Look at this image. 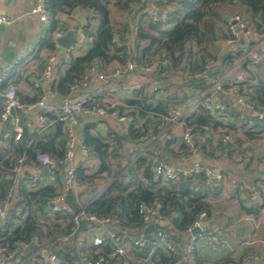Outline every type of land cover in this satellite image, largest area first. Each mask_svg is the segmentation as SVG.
Returning <instances> with one entry per match:
<instances>
[{
	"label": "trees",
	"instance_id": "trees-1",
	"mask_svg": "<svg viewBox=\"0 0 264 264\" xmlns=\"http://www.w3.org/2000/svg\"><path fill=\"white\" fill-rule=\"evenodd\" d=\"M46 4L52 16L51 24L46 35L38 41L32 57H25L26 65L34 60L43 68L46 57L57 49L55 30L66 26V22L60 17L68 16L72 7L86 10L89 18L97 22L95 31L89 32L92 36L91 49L84 55L71 56L69 67L53 84L54 90L63 96L70 95L72 87L80 85L89 67L97 65V60L108 66L111 63L123 65L130 59L139 67L150 64L158 57L167 58L166 66L158 68L156 72L146 73L158 81L157 92L165 88L163 83L173 71L183 67V73L188 80L176 85L180 89L178 92L169 93L162 98H155V94L143 90L131 92L127 102L131 108L129 114L146 118L144 128L149 124H159L162 115L170 108L192 101L196 94L210 87L208 78L201 75L218 58L216 43L231 37L224 29L231 17L242 13L256 34L264 33V0H168L163 4L160 2L170 6L168 17L163 23L148 20V0H46ZM115 13L120 14L122 19L114 17ZM112 38H116V41H112ZM239 54V50L233 55L229 54L224 63L231 64ZM217 73L220 71L214 70L211 77L217 76ZM19 79L20 76L13 77L11 74L0 85V113L3 108L2 93ZM237 87L238 94L264 114V83L260 79L253 83L247 80L238 83ZM227 88V85L222 86V89ZM39 95L37 92L26 100L17 97L22 102L29 103L37 100ZM120 110L123 108L120 107ZM56 123V136L53 135L48 140L37 139L28 143V137H25L27 130L23 127L19 140L10 138L6 144L0 146V205L10 201L12 197L13 178L19 157H24L22 164L35 166L39 165L37 155L41 152L47 153L55 161L63 157L65 138L62 141L56 140L63 122L57 120ZM187 123L195 128L207 124L215 133H230L231 137L234 136L231 133L234 130L233 125H222L213 120L201 106L189 115ZM221 128L224 130H218ZM240 128L246 137L259 138L264 132V117L251 128ZM141 137L130 125L127 133L116 134L113 140L115 143H123L124 140L138 141ZM82 142L98 162L93 172L86 166H76L78 180L88 192L94 193L98 192L100 184L112 181L84 208L77 201L80 199L79 194L69 193L66 201L74 213L82 210L86 214L107 217L109 225L123 236L147 237L156 227H161L169 232L173 240L191 228L201 213L209 216L211 205L206 194H202V187L196 189L195 184L186 180L187 177L174 182L160 178L154 180L149 165L144 167L142 175L139 176L137 169L144 165V158H139L126 170L119 164L114 168V161L119 160L116 148L111 150L110 146L113 144L105 137L89 132V126L82 130ZM224 144L228 145L229 142ZM130 162L131 159L127 161L128 164ZM46 172L44 174H52V180H47V177L40 174L42 179L37 183L29 179L19 183L16 200L7 209V218L0 220V244L3 246L13 248L17 243H29L34 236L39 239L37 245L30 244L27 248H20L11 264H44L42 260L38 261L40 246L55 254L58 264H72L78 256L75 239L67 242L59 239L68 230L65 223L70 215L49 210L51 199L58 194L61 168ZM196 177L200 179L202 186L210 182L204 175L199 174ZM140 205L155 208L156 214L144 220L138 212ZM160 221L167 224H161ZM90 225L91 223L83 220L79 229L85 230ZM132 248L139 250L137 253L142 257L151 252V259L147 264H175L176 259L160 248L149 245ZM108 250L107 246L93 247L88 244L86 247V252L91 256L106 254ZM195 262L210 264L200 261L196 250ZM231 263L230 259H226L213 264Z\"/></svg>",
	"mask_w": 264,
	"mask_h": 264
},
{
	"label": "crops",
	"instance_id": "crops-1",
	"mask_svg": "<svg viewBox=\"0 0 264 264\" xmlns=\"http://www.w3.org/2000/svg\"><path fill=\"white\" fill-rule=\"evenodd\" d=\"M32 6L33 0H0V15H7L12 19L11 23L4 24L5 32L0 42V58L4 51L3 44L7 42L14 44L17 49V54L21 53L23 56L20 63L17 64L18 66L16 65L11 73L13 77L20 76V79L14 86L17 91V96L22 100L32 98L37 94V91L32 87V82L41 73L42 67L34 60L26 65L25 57L27 59L32 57L34 48L37 47L40 38L46 35L48 29L31 12ZM60 18L66 22L65 27L57 28V30H62V36L69 30H73L75 34L76 24L85 25L90 32H94L97 27V22L89 18L86 10L76 9L74 7L70 9L68 16L63 15ZM224 29L230 35L226 26ZM251 32L253 41H264V33L258 35L253 30ZM228 39L225 38L216 43L218 58L209 65L208 72L210 70L213 72L217 69L220 71V73H217L218 75H224L226 77L248 74L247 80H250L252 83L259 79L264 83V61L248 68V63L245 60V51L248 49L246 41H240L242 46L236 48L239 42L228 43ZM56 46L57 49L53 53L54 58L51 64L52 73L50 80L42 87L45 102L50 105H58L66 97L56 92L53 84L69 67L70 57L84 55L92 47L91 43L88 42L79 43L72 51L58 46L57 42ZM238 50L240 54L237 58L233 59L231 64L226 65L224 63L225 58L229 54L233 55ZM15 58L16 56L12 61ZM96 64L103 67L107 74L111 72L114 66L118 65L117 63H111L107 66L100 62V60H97ZM234 70L235 72L232 73ZM26 77H28V80H26ZM185 78L183 72L181 74L179 70L173 71L163 83L165 88L163 90L160 89L157 92L159 95L155 96V98H162L169 93L180 91L176 85L186 82L184 80ZM137 82L147 87L158 84V81L152 75L139 72L138 70L112 77L106 83L101 81L96 73H93L88 74L85 84L81 82L80 85L74 87L70 96L76 97L78 95L96 92L100 96L110 97L120 102L123 100L128 102L131 92H116L114 88L118 85L125 86ZM226 93L228 92L222 91L221 93L214 94V96L216 99H221L228 104L230 114H251L245 106L242 107L236 102V96L234 94L228 93L230 100L225 98L224 94ZM201 94L203 92L196 94V96ZM193 100L184 104V106L186 108L192 107ZM38 111V108L14 111L19 117L22 126L27 130L25 137H28V143L35 142L37 139L48 140L49 137L56 136L57 114L51 113L47 118V123L42 125L37 118ZM190 112H194L193 108ZM132 118V121L120 122L110 116L97 117L81 113L78 115V137L82 142V130L89 126V132L99 134L113 144L110 146L111 150L112 148H116L119 160L114 161V168L119 164L126 170L130 164H133L139 158H144V165L137 169V174L141 176L144 167L149 165L154 180L158 178L152 168L154 162L158 160L166 161L171 166L185 168H188L195 162H202L211 168L213 175L221 173L222 177L219 179L215 176L207 177L210 182H206L203 186L200 185V179L195 174L186 178V180L196 185V189L202 187V194H206L207 200L211 205L209 216H204L206 224L211 226L203 230L211 231L220 239L218 249L211 250L205 245L201 237L197 238L195 250L199 260L210 264L226 259H230L231 264H264V132L261 133L262 136L259 138H248L244 131L239 128V125L232 123L231 125L234 126V130L231 133L234 136L231 137L229 133L230 140L228 141V145L219 142L216 135L210 136L206 132H200L195 137L196 151L191 152L182 141V127L180 124L171 123L165 129L158 128V124H149L144 128L146 118L138 115H134ZM228 122H225V120L219 121L222 125ZM130 125L142 135L141 139L138 141L124 140L123 143L116 142V144L113 140L115 135L127 133ZM218 130L224 129L221 128ZM58 136L56 137L57 141H62L65 138L64 123L61 127V133ZM1 145L3 143H0ZM129 159H131V162L128 164L127 161ZM97 162L96 157L92 153L87 158L80 152L75 151L73 165L86 166L90 172H93L97 167ZM45 172L46 170L41 172L40 165L35 166L23 163L21 165L20 175L43 174L42 177H47V180H52V174L47 172V174H44ZM22 181L24 179L20 180V182ZM20 182H15L13 178L14 191L12 192L10 201L6 203V209L16 200ZM110 182L100 184L99 190L96 193L88 192L84 187L85 189L79 192L80 199L77 200L81 208L87 206L95 196L104 191ZM144 182L147 183L145 179ZM160 223L167 224V222L161 221ZM192 237L193 235L187 231L176 236L174 241L181 254H185L187 245ZM38 250L40 251L38 261L42 260L44 264L50 263L49 256L51 252H48L47 249ZM137 252L139 250L132 247L128 250L130 261L136 262L144 260L145 258L150 261L151 252L146 257H142ZM7 264H11V262ZM110 264L119 263L112 262Z\"/></svg>",
	"mask_w": 264,
	"mask_h": 264
},
{
	"label": "built area",
	"instance_id": "built-area-1",
	"mask_svg": "<svg viewBox=\"0 0 264 264\" xmlns=\"http://www.w3.org/2000/svg\"><path fill=\"white\" fill-rule=\"evenodd\" d=\"M168 0H148L147 18L148 20L156 23H163L168 17L170 9L169 5H162ZM162 2V4H160ZM31 12L37 16L40 22L47 28L51 24L52 16L48 11L46 0H33V6ZM232 20L235 23H232ZM12 22L10 16L0 15V23L9 24ZM228 30L231 37L227 40L228 43H235L240 41H246L248 47L245 51V60L248 63L247 67L250 68L254 64L264 61V41H253L252 32L249 24L236 15L229 19ZM76 41L70 45L69 51L76 48L79 43H91L92 36L89 34V30L83 24H76L75 26ZM62 30L54 32V39L62 36ZM264 36V35H263ZM112 41H116V38H112ZM1 52V49H0ZM22 55L17 54L14 61L7 63L1 68L0 71V85L6 82L15 66L22 60ZM53 54L46 57L43 64L42 71L32 82V87L40 95L34 102H22L17 97V91L14 85H9L3 95V108L0 113V129L8 116L10 119L2 133V143L6 144L7 141L12 138L15 141L19 140L22 136L23 126L20 123V119L15 110L38 108L37 118L43 125L47 123V115L54 113L57 114V119L65 124V152L61 159L55 161L49 157L45 152H41L37 155V161L40 166H45L47 172L60 167V186L58 188V194L50 201L49 210L52 212H60L69 214L70 218L65 226L68 227L67 232L60 236L64 242L75 239V244L78 250V256L72 261V264H110L117 262L119 264H147L148 260L132 262L128 257V250L131 247L142 248L146 245L152 248H160L167 254L173 256L176 261L175 264H196L195 262V242L198 237H201L205 245L211 250H217L220 245V239L211 231L201 230L196 236H193L185 251V254H181L178 250L176 242L170 237L167 230L161 227H156L147 237H134L123 236L116 232L110 225L109 219L103 216H97L95 214H86L82 210L78 213H74L70 204L67 203L66 197L69 193L73 192L78 195L79 192L84 189V185L78 180L76 174V166L73 165V157L75 151L80 152L83 156L89 158L91 153L89 149L79 139L78 134V115L89 114L97 117L110 116L120 122L132 121L133 118L129 114L131 108L127 104V101H116L110 97L100 96L96 92L87 93L72 97L70 95L64 97L58 105H50L45 102L44 93L42 87L49 82L52 73V61ZM168 64V60L165 57L155 58L150 64L137 66L134 61L127 59L123 65H116L111 69V72L107 74L105 69L101 66H91L81 81L85 84L88 74L96 73L98 78L104 83L108 82L110 78L117 77L123 74H128L132 71L138 70L142 73L156 72L158 68L164 67ZM138 67V68H137ZM166 76V73H164ZM201 76L208 78L211 83L210 87L194 98L192 107L186 108L184 105H179L175 108H170L165 115H162L161 121L158 124V128L165 129L171 123H178L182 127V141L186 144L187 148L191 152L196 151L195 137L198 132H206L207 135H216L219 142L226 143L230 140L229 134H217L209 125H200L195 128L193 125L187 123V118L193 111L201 106L207 114L216 121L225 120V124H237L239 126H245L247 128L253 127V125L263 119L264 114L255 109V107L248 103L245 98L238 94L237 84L247 80L246 75H234L226 77L224 75H217L214 77L208 76V71H203ZM223 85H227V89H222ZM76 87L73 86L72 89ZM116 92H133L138 90L147 91L149 94L157 93L158 86L153 85L150 87L145 86L142 83L127 84L125 86L118 85L114 88ZM227 91L236 96V102L242 107L245 106L251 114H230V108L228 104L221 100L216 99L214 94ZM120 107L123 110H120ZM224 122V121H223ZM24 157L21 156L17 159L18 165L15 168L14 181L20 182V180L29 179L31 182L37 183L42 177L40 174H23L21 173V165ZM155 175L157 178L163 181L174 182L180 178H186L190 175H204L206 177L215 176L221 178V173L212 174V170L202 162H195L188 168L180 166H171L168 162L158 160V164L155 166ZM5 201L3 205H0V220L7 218V209L5 208ZM20 212L19 209L17 211ZM138 212L143 216L144 220H148L156 214V209L146 205H140ZM204 213H201L194 221L193 226L187 230L190 232L192 228L199 226L201 219L204 217ZM87 221L91 225L85 230L79 229L81 221ZM95 231V232H94ZM30 244H39L37 236L29 243H17L15 247L8 248L0 244V264H7L11 262L19 252L20 248H27ZM93 247L107 246L108 251L106 254H100L96 256L88 255L86 252L87 245ZM40 250L46 249L42 246ZM46 251V250H45ZM49 261L51 264H58V260L55 254L50 253Z\"/></svg>",
	"mask_w": 264,
	"mask_h": 264
},
{
	"label": "water",
	"instance_id": "water-1",
	"mask_svg": "<svg viewBox=\"0 0 264 264\" xmlns=\"http://www.w3.org/2000/svg\"><path fill=\"white\" fill-rule=\"evenodd\" d=\"M232 23H235V21L232 20ZM4 32H5V25L0 23V42L2 41V36H3ZM56 42H57L58 46L63 47L65 49H68L70 47V45L75 42V34H74L73 30H69L63 36H60V37L56 38ZM241 46H242V43L239 42L236 45V48H240ZM3 48H4L3 55L0 58V71H1V68L3 66H5L7 63L11 62L12 59L17 55V49H16L14 44H12L10 42L4 43L3 44ZM179 71L182 74V72H183V67L182 66L179 68ZM211 74H212V70H210L208 72V76H211ZM184 80L187 81L188 78H185ZM224 97L227 98V99L230 98L228 93L224 94ZM231 103H232V101H231ZM9 119H10V116H8L6 118V120L4 121V123H3L2 127H1V130H0V143H2V133H3L4 129L6 128V125H7L8 121H9ZM157 164H158V161H155L154 164H153V168H152L153 171H155V166ZM45 169H46L45 166H41V172L45 171ZM210 226L211 225H209V224L207 225L206 224V219L203 217L201 219V222H200L199 226H196V227L192 228L190 233H191V235L196 236L198 233L201 232V230L205 229L206 227H210Z\"/></svg>",
	"mask_w": 264,
	"mask_h": 264
},
{
	"label": "rangeland",
	"instance_id": "rangeland-1",
	"mask_svg": "<svg viewBox=\"0 0 264 264\" xmlns=\"http://www.w3.org/2000/svg\"><path fill=\"white\" fill-rule=\"evenodd\" d=\"M236 16V15H235ZM238 16H240L242 19H244V15L241 13V14H238ZM114 17H116L118 20H121L122 19V16L120 15V14H114ZM245 20V19H244ZM246 21V20H245ZM250 26V25H249ZM250 30H252L251 29V27H250ZM18 66V65H17ZM236 70V69H235ZM235 70L232 72V73H234L235 72ZM155 95L156 96H158L159 94L158 93H155ZM239 128H240V126H239ZM198 238H200V237H198Z\"/></svg>",
	"mask_w": 264,
	"mask_h": 264
}]
</instances>
